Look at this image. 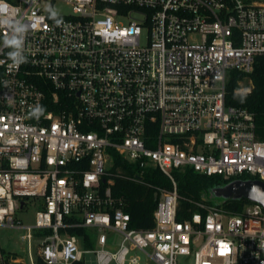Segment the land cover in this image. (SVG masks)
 I'll list each match as a JSON object with an SVG mask.
<instances>
[{
	"label": "built area",
	"instance_id": "2783aa9c",
	"mask_svg": "<svg viewBox=\"0 0 264 264\" xmlns=\"http://www.w3.org/2000/svg\"><path fill=\"white\" fill-rule=\"evenodd\" d=\"M58 1L6 0L28 31L16 65L0 25V231H23L28 264L87 254L96 264H264V207L197 204L204 215L178 220L173 175L264 182L255 116L226 105L230 72L248 78L264 56V0H64L72 12L57 25L47 9ZM110 151L171 182L152 229L129 227L112 179L101 194ZM31 200L39 209L24 224ZM71 228L96 232L97 247ZM110 232L121 236L113 252ZM0 264L27 263L0 244Z\"/></svg>",
	"mask_w": 264,
	"mask_h": 264
},
{
	"label": "trees",
	"instance_id": "16d2710c",
	"mask_svg": "<svg viewBox=\"0 0 264 264\" xmlns=\"http://www.w3.org/2000/svg\"><path fill=\"white\" fill-rule=\"evenodd\" d=\"M245 75L232 71L226 85V105L229 107L244 108L255 116L256 136L264 142V56L257 57L253 65V71L247 75L250 80L248 93H239L238 83ZM113 166L108 170L109 176H105L101 182V194L108 187L107 180H113L110 185L111 196L119 201L116 205L121 207L130 216L129 227L136 230H150L154 227V211L157 207L161 191L172 190L169 179L158 169H139L136 165L129 164L117 153L110 151ZM174 179L178 193L177 219H189L193 213L206 211L200 209L197 204L211 206L209 198L213 188L221 187L232 181H223L217 176H203L192 170L174 172ZM240 179L248 180L249 176L243 175ZM157 195V198L155 197ZM249 204L246 200L226 201L222 206L231 214L238 213ZM67 233L77 237H83L85 249L92 248L88 231L83 228L67 229ZM71 264H84V261Z\"/></svg>",
	"mask_w": 264,
	"mask_h": 264
},
{
	"label": "rangeland",
	"instance_id": "374dc122",
	"mask_svg": "<svg viewBox=\"0 0 264 264\" xmlns=\"http://www.w3.org/2000/svg\"><path fill=\"white\" fill-rule=\"evenodd\" d=\"M54 10L59 15H69L71 14V8L68 6L64 0H60L57 2L56 6L54 7ZM146 38V31L143 32L142 35V41H145ZM250 80L249 78H244L240 82V88L246 89L249 87ZM209 198L212 199V206H221L222 205V199L219 198H213L211 195H209ZM39 209V205L36 204L34 201H30L27 205V208L24 212H22L19 215V219L24 224H33L34 222V216L36 211ZM23 234V231L21 230H2L0 231V244L6 252L16 253L19 257L23 258V260L28 264V255L26 251V246L22 245L20 241V236ZM89 240L92 244V248L97 247V234L93 231H88ZM121 236L118 233L110 232L108 233V244L106 246V249L113 252L114 249H116L120 243ZM80 245H82L83 240H79ZM138 255L142 258L143 262L145 261L144 255L141 252H137ZM180 264H192L191 262H186L182 259H179ZM84 264H96L95 263V256L93 254H87L84 255ZM113 264V263H112ZM143 264V263H142Z\"/></svg>",
	"mask_w": 264,
	"mask_h": 264
},
{
	"label": "clouds",
	"instance_id": "9594fccd",
	"mask_svg": "<svg viewBox=\"0 0 264 264\" xmlns=\"http://www.w3.org/2000/svg\"><path fill=\"white\" fill-rule=\"evenodd\" d=\"M49 17L55 21L57 25L63 23L62 18H58V13L50 6L47 9ZM14 10L6 3V0H0V25L7 26L10 30V35L6 36L3 40L4 47L10 49L7 53L11 61L19 65L26 61V57L23 54V44L25 33L28 31V25L21 19H14ZM44 112L42 106H37L33 110L34 115H39Z\"/></svg>",
	"mask_w": 264,
	"mask_h": 264
},
{
	"label": "water",
	"instance_id": "95a60500",
	"mask_svg": "<svg viewBox=\"0 0 264 264\" xmlns=\"http://www.w3.org/2000/svg\"><path fill=\"white\" fill-rule=\"evenodd\" d=\"M210 195L222 199V204L243 199L264 207V182L258 179H235L224 186L213 188ZM155 197L157 198V195Z\"/></svg>",
	"mask_w": 264,
	"mask_h": 264
}]
</instances>
